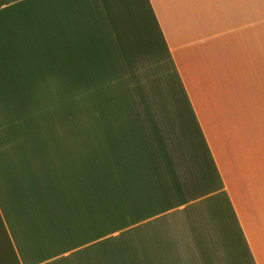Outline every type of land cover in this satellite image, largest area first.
<instances>
[{"label":"crops","instance_id":"obj_1","mask_svg":"<svg viewBox=\"0 0 264 264\" xmlns=\"http://www.w3.org/2000/svg\"><path fill=\"white\" fill-rule=\"evenodd\" d=\"M0 264H264V0H0Z\"/></svg>","mask_w":264,"mask_h":264}]
</instances>
